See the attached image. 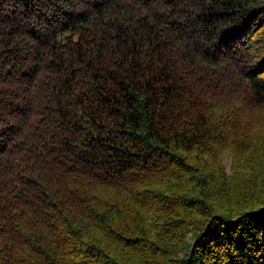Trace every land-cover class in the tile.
<instances>
[{
    "label": "trees",
    "instance_id": "trees-1",
    "mask_svg": "<svg viewBox=\"0 0 264 264\" xmlns=\"http://www.w3.org/2000/svg\"><path fill=\"white\" fill-rule=\"evenodd\" d=\"M0 264H264V0H0Z\"/></svg>",
    "mask_w": 264,
    "mask_h": 264
}]
</instances>
